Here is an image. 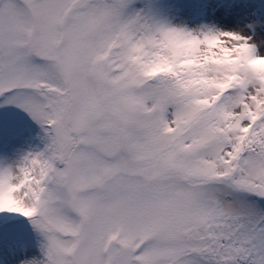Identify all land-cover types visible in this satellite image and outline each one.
Listing matches in <instances>:
<instances>
[{
    "label": "snow or ice",
    "instance_id": "1",
    "mask_svg": "<svg viewBox=\"0 0 264 264\" xmlns=\"http://www.w3.org/2000/svg\"><path fill=\"white\" fill-rule=\"evenodd\" d=\"M0 264H264V0H0Z\"/></svg>",
    "mask_w": 264,
    "mask_h": 264
}]
</instances>
